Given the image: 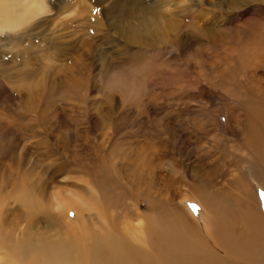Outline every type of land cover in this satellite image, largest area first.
I'll return each mask as SVG.
<instances>
[{
    "label": "rangeland",
    "instance_id": "1",
    "mask_svg": "<svg viewBox=\"0 0 264 264\" xmlns=\"http://www.w3.org/2000/svg\"><path fill=\"white\" fill-rule=\"evenodd\" d=\"M17 2L0 18V264H51L37 234L80 264L94 235L147 236L149 220L173 234L174 216L239 264L222 234L252 197L264 216L243 156L264 0Z\"/></svg>",
    "mask_w": 264,
    "mask_h": 264
},
{
    "label": "bare ground",
    "instance_id": "2",
    "mask_svg": "<svg viewBox=\"0 0 264 264\" xmlns=\"http://www.w3.org/2000/svg\"><path fill=\"white\" fill-rule=\"evenodd\" d=\"M9 1L0 0V18L2 19L0 20L3 26L4 18L11 13H16L19 5L17 2L19 0H15L17 2L16 10L12 12ZM24 16V13H20L19 19ZM245 55L243 66H248L250 62L246 60L247 53ZM243 105L246 108L248 140L252 146H249V148L253 149L255 161L251 154L247 153L243 156L246 157L249 164L250 162L251 164L254 162L258 164L257 171H261L262 176L261 182L260 179L258 181L259 184L261 183L264 192V97L261 98L260 103L251 102ZM223 195L226 198H231L229 193H223ZM247 198L250 200L249 197ZM250 201L255 202L254 205L250 206L245 214L240 212V224L243 227L239 230V234L233 237L225 232V234H222L224 243L222 245L234 248L239 246L236 248L238 251L236 258H238L239 264H264V216H261L262 211L258 208L260 201L253 197ZM196 205L198 207L197 203ZM178 217H172L175 226L173 234H165L162 231L163 228L156 221L149 220L147 236L142 233L140 228L133 229L129 227L128 222L124 226L125 231L123 233L125 235L123 236L116 234L114 231L94 235L90 244L92 247H89V245L80 246V264H234L228 261L224 256L225 253L217 251L216 248L221 247L218 246L219 244L217 245L215 240L211 239L210 232L207 236L212 246L206 243L207 240L201 242L200 237H195L194 231L190 229L187 231L185 219ZM224 219L226 220V218L221 219L220 224ZM152 225H154V228L149 230ZM83 234L85 235L83 240L86 241V232ZM42 235L37 234L38 243L44 245L41 247L43 248L42 252L49 258L51 264H72L69 247L45 246L41 239Z\"/></svg>",
    "mask_w": 264,
    "mask_h": 264
},
{
    "label": "snow or ice",
    "instance_id": "3",
    "mask_svg": "<svg viewBox=\"0 0 264 264\" xmlns=\"http://www.w3.org/2000/svg\"><path fill=\"white\" fill-rule=\"evenodd\" d=\"M190 207L195 211V210H198L197 206L196 205H190Z\"/></svg>",
    "mask_w": 264,
    "mask_h": 264
}]
</instances>
